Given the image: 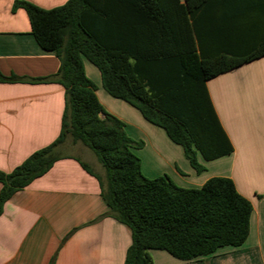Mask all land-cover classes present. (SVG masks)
Here are the masks:
<instances>
[{
    "label": "trees",
    "instance_id": "1",
    "mask_svg": "<svg viewBox=\"0 0 264 264\" xmlns=\"http://www.w3.org/2000/svg\"><path fill=\"white\" fill-rule=\"evenodd\" d=\"M39 46L54 52L60 67L43 78L5 76L0 83H56L65 89L59 136L9 173L0 171V216L7 201L54 164L71 155L68 143L92 150L104 176L75 158L100 184L110 216L128 226L132 243L124 264H154L161 250L190 262L224 247H241L250 234L252 203L234 181L213 177L199 188H183L167 175L142 173L125 123L100 103L85 60L103 88L137 109L181 146L197 173L198 162L231 154L207 82L264 57V0H68L43 9L16 0ZM55 263V257L50 264Z\"/></svg>",
    "mask_w": 264,
    "mask_h": 264
},
{
    "label": "crops",
    "instance_id": "2",
    "mask_svg": "<svg viewBox=\"0 0 264 264\" xmlns=\"http://www.w3.org/2000/svg\"><path fill=\"white\" fill-rule=\"evenodd\" d=\"M15 1L0 0V71L27 79L54 75L59 59L39 46L26 11L12 10ZM26 1L52 9L68 0ZM260 60L264 57L207 82L234 151L212 161L199 153L198 162L206 168L202 173L193 169L183 148L162 128L146 121L125 101L110 96L100 73L85 63L104 109L125 123L131 138L144 142L135 154L145 177L167 175L183 188H199L213 177H227L252 203L250 234L241 247H224L190 262L152 250L154 264H264V76L251 78L237 72ZM226 82L227 91L223 89ZM64 96L65 89L56 83H0V171L11 172L59 136ZM75 158L71 155L57 161L44 176L7 201L0 216V264H50L54 257V264H124L132 243L131 230L106 216L110 208L101 196L99 181ZM93 162L100 165L97 158Z\"/></svg>",
    "mask_w": 264,
    "mask_h": 264
},
{
    "label": "rangeland",
    "instance_id": "3",
    "mask_svg": "<svg viewBox=\"0 0 264 264\" xmlns=\"http://www.w3.org/2000/svg\"><path fill=\"white\" fill-rule=\"evenodd\" d=\"M86 64H89L96 72H99L98 69L92 65L89 61L85 60ZM237 72H240L239 74H243L241 76H249L251 78H260L264 76V61L261 60L258 62H254L246 67H243V69L238 70ZM228 84L227 82L223 84V89L227 91ZM62 151L66 154L73 155L77 158L84 159L89 161L90 166L101 173L102 176H104V168L100 164L99 166L93 162V158H96L94 152L90 150L89 148L85 147L84 145L78 143L77 145H72L71 143H68ZM92 162V163H91ZM101 169V170H100Z\"/></svg>",
    "mask_w": 264,
    "mask_h": 264
}]
</instances>
